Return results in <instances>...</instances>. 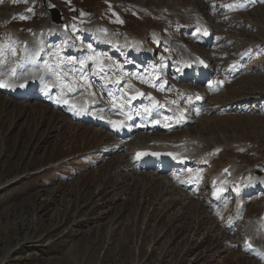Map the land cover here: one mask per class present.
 <instances>
[{"label": "rangeland", "instance_id": "obj_1", "mask_svg": "<svg viewBox=\"0 0 264 264\" xmlns=\"http://www.w3.org/2000/svg\"><path fill=\"white\" fill-rule=\"evenodd\" d=\"M52 1L64 10L71 30L68 35L50 30L46 62L67 69L68 75L81 60L96 64L89 57L131 76L143 63L146 71L154 68L170 53L168 48L141 61L120 46L103 50L102 45L129 35L150 47L160 48L161 36L187 43L196 25L183 29L178 18L189 21L183 8L196 6L211 25V43L206 45L204 39L208 47H192L210 58L214 79L205 83L206 101L189 130L213 136L221 146L237 141L242 149H228L225 143L216 155L208 152L206 174L186 191L175 181L184 175L178 170L136 171L124 150L112 152L118 141L107 130L76 122L67 111L17 101L0 91V186L85 155L0 191V264H262L239 244L238 230L224 228L226 215L214 214L206 188L208 176L233 158L248 166V181L264 175V0ZM161 7L168 8V17ZM47 25L51 23L42 0H0V54L5 60L0 73L23 57L20 38L13 39L15 29L23 40ZM229 60L238 66L229 69ZM219 76L225 86L210 89L209 83ZM253 190L246 192L244 218L261 220L264 190L249 194Z\"/></svg>", "mask_w": 264, "mask_h": 264}, {"label": "bare ground", "instance_id": "obj_2", "mask_svg": "<svg viewBox=\"0 0 264 264\" xmlns=\"http://www.w3.org/2000/svg\"><path fill=\"white\" fill-rule=\"evenodd\" d=\"M49 4H51L50 1L47 2V5ZM194 7L195 9L197 8L196 6ZM195 15L196 13L194 14L193 18L195 19V21H198ZM59 27L61 28V25H59ZM204 27H206V24H204L201 27L200 31L195 37L196 41L197 42L199 41V43L202 45H205L204 39H206L204 37V30H205ZM40 29H42V27H40L39 30ZM50 30H51V34H53L55 31L59 29L57 28V25H53ZM12 35H15V37H17L16 34L12 33ZM47 36H48L47 34L45 35V37L41 35H37V38L39 40L34 39V38H30L28 40V37H25L23 39V41L26 42V45L23 48V50L20 51L21 53L20 56L21 57L23 56L21 59V62L17 61L11 65H7V67L3 70V72L0 73V81H6L9 84L13 85V87H0V91L2 92L3 95L11 99H17V101H21V102L30 101V102H33V104H41V105L44 104L47 107L49 106L55 110L67 111L69 115L73 118V120L75 119V120L80 121V116L82 115V113H80L79 110H74V108L72 107V105H78L80 108H85L88 111V113L94 112L96 113L98 117H104L105 119H108L109 121H113V120H120V115L124 113L122 111L124 109L121 106V98H122L121 93L124 89L131 88L129 87V85L133 87L136 83L142 82V79H143V80L148 81L145 84H146V87L149 89H152V87H154L153 85H155V86H158V89L160 90L164 89V91H168L166 88H162L164 87V81L163 80L161 81V78L163 79L166 77L167 71L165 69V65L168 63L169 58L171 56L166 57V55H163L160 61H162L165 57L166 59L161 64V66H159L158 72L156 68L154 69L155 73L152 74V77L147 75L146 72L144 71H138L137 69H135L134 70V72H136V74H134L135 79L130 81L129 75H127L126 73L122 71H117V68L104 67L105 72H107L108 74L102 75L101 73L100 76H96V79L103 80V82H105L106 80H110V81L119 80V84L108 82L109 85L112 86V88H105L102 90V93H98L95 89L94 83L92 82V79H91L92 76L89 74L88 79L92 85L90 89L84 88V89H77L76 92H68L66 88H63V85L66 83H71L72 80L69 77L70 75H67V76L61 75L58 77L56 73L59 72V70L53 66L43 64L44 60L39 55V52H40L39 49H41L42 47V41ZM20 39H21V36H20ZM134 39H137V38H134ZM134 39L133 38L130 40L128 39L129 43L127 41V44L123 43V46L125 50H127L126 51L127 53L128 52L129 53L140 52L142 49H144L142 47V42L138 41L139 39L137 40H134ZM206 40L209 44L208 39ZM164 44L169 46V48L171 49V52H173V55H175L177 59L182 60L183 62L190 61L193 55L191 48L180 46V44L176 41H171L168 43L166 40L164 41ZM130 45H134L132 49H130ZM148 50L149 48L145 47V50L143 53H146L147 56H151V54H149V52L151 51L150 50L148 51ZM87 64L93 65L95 63H92V61H88ZM10 69L16 70L15 75L12 74ZM191 72L193 73L190 76L192 78L191 83L198 84V83H202L207 80L206 78L207 74L204 75L203 73H199L195 70H191ZM61 73H66V72L62 71ZM30 82H33L34 84L28 93H23L19 90V87H20L19 85L28 84ZM47 84H52L55 87V89L52 92H48L46 90ZM190 87L191 86H188L186 88L174 87L172 91L175 94L190 95V92H191ZM58 92H60L59 96H57ZM92 93H94V95ZM98 100L101 101L100 104L97 103ZM64 101H67V103H65ZM157 101H159L160 105L162 106L154 110V115L156 118L158 117L162 119L167 118L166 119L167 123L171 124V127H170L171 130L181 129L186 126L184 122L182 123L178 122L179 121L178 115H177L178 110L176 107H174L177 105L175 103H172L173 101L171 102L167 99H161V98H157ZM189 102H187L186 100L184 101V103H189ZM113 105H115V107H113ZM165 107L168 108V111L164 110ZM140 108L141 106H138V105H133V106L129 105L126 110L127 111L125 114L126 117H128L129 115L134 116L138 121V123L136 124V129L132 127L133 123H127L128 125H130V128L133 129L131 134H127L126 130L119 131L116 128H114L112 124H109V123H100V124L93 123L94 126L107 130L113 137L117 138L118 142L115 143L116 144L115 148L117 149L116 152H119L120 150H124V152L127 153L126 149L136 147L140 142L144 144L146 143V145H148L147 144L148 142L155 141L156 139H158L157 135H148V134L142 135L141 132H138L137 127L139 126L140 123L147 125L146 130L150 128L149 121H148V115L143 114ZM193 122L194 121L192 120L191 122H188L187 126L185 127L186 129L184 132L182 131L183 132L182 134L179 135L178 133L180 132H178V133H174L173 135H168L166 136V139L164 140L160 139L161 143H165V145L169 147L174 146L173 147L174 149H171V151H179V150H183L184 148H189V151L192 152L190 157L196 156V154L194 153L197 151L203 150L205 152V149L207 146L209 148H212L214 146L220 145L217 139L213 138V136H204V135H201L200 132L189 130L188 126ZM146 132L147 131H144L143 133H146ZM133 136H138V137L135 140H133L132 139ZM185 137H190V140H187V139L184 140ZM225 143L229 144L228 142H225ZM207 154H211V153L207 152ZM205 160L206 158L202 160L201 157H198L196 168H198L201 165V161H205ZM131 161H132V157H131ZM229 162H234V164L238 166L239 170H241V168L243 169L245 167H248V166H242L240 163L237 162L235 158L231 159ZM229 164H232V163H229ZM190 165L193 166L195 165V163L191 162ZM138 166L141 168L147 167L145 163H142L140 165H134V167H138ZM184 168L185 167H181L182 170H184ZM200 170L201 169H199V172ZM188 175L189 173H187L185 176H188ZM191 177L193 178V175H191ZM261 182H262V178L257 179L252 183L255 189V191L253 192H256L257 188L262 187ZM262 184H264V182H262ZM177 185H179L184 190H186L185 188L187 187L190 188L192 186V185L189 186L190 184H185V183L182 184L181 180L177 181ZM243 189H244V186H243ZM248 198L249 197H247L246 199ZM248 227L251 231H254L257 234L258 240L262 241V242L260 241V244L264 246V230L260 229L258 227V223H256L253 220H250L248 222ZM258 256L259 258H261V261L264 263V257H261L260 255Z\"/></svg>", "mask_w": 264, "mask_h": 264}, {"label": "snow or ice", "instance_id": "obj_3", "mask_svg": "<svg viewBox=\"0 0 264 264\" xmlns=\"http://www.w3.org/2000/svg\"><path fill=\"white\" fill-rule=\"evenodd\" d=\"M29 11H31V9H29ZM82 15H83V13H82ZM21 18L23 19L24 17H21ZM120 23H123V21H120ZM197 31H200V29H197ZM204 34L205 35H208L207 30H204ZM89 48H91V45H89ZM14 54L15 53L13 52V55ZM88 59H91V60H93V61H95L97 63L96 70H94L90 75H92V76H100L101 73H104L105 72V68H104L103 62L102 61H99L97 59V57H89ZM3 63H5V60L3 59L2 54H0V64H3ZM196 63H198L200 65H204V61L203 60H200L199 58H197ZM79 64L81 65L79 79H80V81H82V83H79V82H77L74 79L71 83L64 84L63 85V88H66L68 92H76L77 89H84V88L90 89L92 87V85H91V83H90V81L88 79L89 74L84 71L85 61L84 60H81V61H79ZM188 66L191 67V65H188ZM57 67H59V66H57ZM205 67H206V65H205ZM233 67H235V66H233ZM10 71L12 72L13 75H15V72H16L15 69H10ZM56 75L59 77L61 75L67 76L68 74L67 73L57 72ZM105 82L106 83L113 82V83L119 84V80H116V81L106 80ZM142 82L147 83L148 81L142 79ZM223 83H224L223 81H215V82L209 83V88L212 89V90H217V86H222ZM19 86L20 87H24L23 84H21ZM153 86H155V85H153ZM0 87H13V85L9 84L6 81H0ZM129 87H132V86L129 85ZM63 88H62V90H63ZM92 94L94 95V93H92ZM139 95L140 96H143L145 94L141 92V93H139ZM148 95H150V94H148ZM131 99H133V100L136 99V96H132ZM195 99L199 100V99H201V97L199 95H197L195 97ZM152 100H153V102L156 105L162 106V105H159V102L158 101H155V98L154 97H152ZM64 102L67 103V101H64ZM129 102H131V101H129ZM172 103H175V102L173 101ZM72 107L75 108V105H73ZM113 107H115V105H113ZM144 111L145 112H150L151 109L146 108V109H144ZM128 119H131V117H128ZM165 119H167V118H165ZM183 119H184V117L181 116L179 118V121L178 122L182 121ZM111 123H112V126L114 128H119V127L125 126V121L124 120H113V121H111ZM157 123H158V121H157ZM165 126L166 127H170V125H167V124ZM147 154L148 153L138 152L136 154V157L135 158L138 159L139 157H141L143 155H147ZM152 155H159V153H152ZM225 171H227V169H225ZM248 248H251V245L250 244L248 245Z\"/></svg>", "mask_w": 264, "mask_h": 264}, {"label": "water", "instance_id": "obj_4", "mask_svg": "<svg viewBox=\"0 0 264 264\" xmlns=\"http://www.w3.org/2000/svg\"><path fill=\"white\" fill-rule=\"evenodd\" d=\"M45 2V0H44ZM47 9L49 10L50 14H51V18L53 21H56V22H60V12L58 10H56L55 7H49L47 6Z\"/></svg>", "mask_w": 264, "mask_h": 264}]
</instances>
